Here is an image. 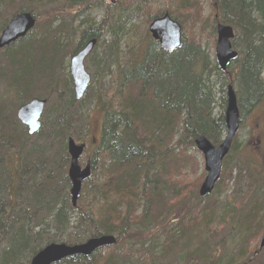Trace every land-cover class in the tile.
I'll return each mask as SVG.
<instances>
[{
  "label": "trees",
  "instance_id": "trees-1",
  "mask_svg": "<svg viewBox=\"0 0 264 264\" xmlns=\"http://www.w3.org/2000/svg\"><path fill=\"white\" fill-rule=\"evenodd\" d=\"M102 1L67 0L60 10L53 6L58 0H0V33L9 20L3 17L4 12L14 7L17 8L11 17L30 13L36 19L34 29L6 48L0 59V84L5 88L0 93V245L5 246L0 252V264H28L51 243L76 245L107 235L115 236L116 246L57 264H132L126 244L139 225L144 227V233L159 234L164 254L176 250L182 242L187 264H220L225 238L214 241L205 237L207 225L211 230L215 222L219 228L231 226L230 232L239 235L237 264H264V249L259 251L256 243L264 215V163L258 172L250 169L239 160L242 146L233 141L213 194L221 195L226 190L227 185L221 187L224 176L230 177L235 187L249 185L243 196L238 195L240 188H232L218 215L220 207L215 202L208 204V198L198 196L204 173L196 175L200 162L194 145L200 137L214 146L221 143L225 135V88L229 84H236L242 120L264 104V0H208L212 25L220 23L234 31L232 46L238 57L226 72L220 71L215 61L210 64V54L183 34L181 47L173 53L162 52L145 29L138 47L131 43L121 51L118 36L123 31L111 29L109 5H104L105 15L97 26L87 24V20L75 25L83 12ZM158 3L166 8L163 13L156 10ZM172 4L187 13L195 3L140 0L127 23L143 19L142 28L123 30L138 33L165 13L180 20L171 11ZM35 5L50 9L37 12ZM73 8L79 13L69 19L63 17L64 10ZM107 28L112 31L109 44L100 55L95 52L96 46L86 67L92 72V82L100 80L103 84L110 78L101 85L104 88H99L95 101L91 98L92 86L81 101H75L66 62L89 40L99 42ZM210 34L215 35V26ZM210 78L220 86L222 112L218 116L213 114L215 96ZM34 98L46 100L47 104L39 131L29 136L15 113ZM93 106L102 118L100 138L91 154V178L73 207L66 174V141L73 138L83 142L88 138L87 113ZM183 193L196 201L192 214L185 203L179 202ZM93 197L97 201H92ZM99 201L111 207L98 210ZM176 202L184 206L185 212L168 223L167 219L176 215ZM235 206L239 213L248 207L241 220L231 216ZM202 209L206 213L201 217ZM138 210L140 214L136 216ZM72 216L76 219L72 228L75 235L67 232L71 230ZM52 230L55 234L50 235Z\"/></svg>",
  "mask_w": 264,
  "mask_h": 264
},
{
  "label": "rangeland",
  "instance_id": "rangeland-1",
  "mask_svg": "<svg viewBox=\"0 0 264 264\" xmlns=\"http://www.w3.org/2000/svg\"><path fill=\"white\" fill-rule=\"evenodd\" d=\"M67 0H58L57 5H53L54 7H60V10H63L62 5H65ZM194 1V6L193 8L188 11L187 13L183 12V10H180L176 4H172L171 6V11L173 13H177L178 17L180 20L177 22L181 25L182 27V32L183 35L186 37L187 40H189L191 43H194L195 41L198 42L202 48V50L206 53H209L211 56L210 59V64H213L215 61L214 58V50H215V45H216V37L215 35L210 34L212 31V27L216 25H212L213 18H211V9L208 7V0H193ZM26 3V2H25ZM103 4L101 5H95L94 9H91L89 11L83 12L82 15L79 16L77 19L75 25H78L79 22L87 20V24L91 22V24L98 25V23L102 20V18L105 15L104 12V5H109L110 7V16L112 20V25L111 29L113 31H123L118 38H120V48L121 51H126L128 47L133 43V46L137 44V47L140 45L138 42L139 37L142 36V33L144 35V29L137 33L136 30L133 28L131 30L132 34H127L123 29L127 30L131 26H138L139 28H142V20H136L133 19L131 23H127V19L129 16L135 14L136 9L138 5L140 4V0H103ZM25 5V4H23ZM27 5V3H26ZM157 6V11L159 13H163L162 11L165 10L166 8H163V4L158 3L156 4ZM35 11H41L42 13H45V10H48L50 8H44L42 5L38 6L35 5L33 6ZM17 7H14L11 10L5 11L4 12V18H9L11 17V14L14 13L15 9ZM79 13V9L73 8V9H66L63 11L62 15L66 19L71 18L74 16L76 13ZM183 12V13H182ZM192 15V16H191ZM2 17V18H3ZM126 20V21H125ZM126 22V23H125ZM85 24L84 26H86ZM119 26V28H117ZM77 27V26H75ZM82 28V27H81ZM4 29V28H3ZM111 29L107 28L104 32L103 35L99 39V43L97 45V49L95 50L97 55H100L104 48L109 44V41L111 39L112 31ZM140 34V35H139ZM214 37V38H213ZM4 50L0 51V59L2 58V53ZM96 57V56H95ZM68 62V60H67ZM66 62V65H67ZM88 65V64H87ZM91 71L93 70L90 68ZM90 72V71H89ZM92 74V72H91ZM264 77V73H263ZM110 77H107L104 81L103 84H106L108 82ZM210 87L212 88V92L214 93L215 96V104L213 107V114L215 116H218L222 111L220 109V104L221 102L219 101V83L215 81V78H210ZM101 81H96L92 83V87L94 89V92L91 96L92 100L94 99V96L98 94L99 88L102 89L104 87H101ZM231 85V84H229ZM236 84H233V89L237 91V87L235 86ZM226 89V88H225ZM5 90L4 86L0 84V93H2ZM242 95H244V92H241ZM95 101V99H94ZM13 102V101H12ZM94 104V103H93ZM90 108V110L87 113V125H88V138L83 140V142H76V143H85L86 144V152L83 155V157L80 159V166L84 167L85 161L88 160V158L91 155V152H93L96 148V146L99 143V138H100V132H101V123H102V118L100 113L96 108ZM235 141H237V145L242 146V150L239 151V160L244 162L245 164H248L249 168L252 169L255 172H258L260 168L263 167L264 163V153H263V148H264V104L255 108L253 111L249 112V114L244 115L242 122H240V127L239 131L236 135ZM261 141V142H260ZM197 160L200 162L198 171L196 175L201 174V168H202V163H201V158L199 155L196 156ZM241 162V163H242ZM243 164V163H242ZM234 175V173L232 174ZM205 177V174L202 176V181ZM98 176L96 177V182L98 180ZM201 181V182H202ZM230 177L224 176V182L222 183L221 187L224 185L226 186V190L221 194H211L210 197H207L208 204L215 202L216 207L219 206L220 210L218 209L217 214L221 215L223 212V208L227 203V198H229L230 193L232 188H240L241 190L239 191L240 196H243V192L247 189L249 183H247V186L239 184L237 187H235L232 183H230ZM200 182V184H201ZM198 190V189H197ZM189 190H187L188 192ZM175 196V194H174ZM172 198V197H171ZM182 198V199H181ZM94 200L92 201H97V198L93 197ZM180 201L182 203H185L187 208L191 209V214H192V209L194 210L196 206V201L190 199L186 194H181ZM86 201V200H85ZM78 203V201H77ZM94 202H91V205ZM167 204V203H166ZM177 207H175L176 215L175 216H170L167 221L168 223L175 220V218L178 217L179 214L182 212H185L184 206L182 204L177 203ZM175 204V205H176ZM233 205V204H231ZM106 206V207H105ZM108 206V207H107ZM205 206V205H202ZM210 206V205H209ZM102 207L105 208H110L111 205L108 203H102L98 202L97 203V209H101ZM168 212H171V209L169 207ZM211 208V206H210ZM230 206L228 207V209ZM233 208V207H232ZM248 207H243L241 213L237 212L238 207L235 206V210L231 214V216L234 217V219L238 218V220H241L243 218L244 213ZM217 210V209H216ZM111 211L112 208H111ZM162 212V210L160 209ZM202 216L206 213V209H202ZM237 212V213H236ZM140 214V210L136 212V216ZM204 220V219H203ZM75 217L72 216L69 222L70 229L68 230V234L75 235L77 232L72 229L75 225ZM162 221V220H161ZM166 221V223H167ZM236 221V220H235ZM230 223V221H229ZM240 222L238 221V224ZM205 223L202 224V226ZM167 226V225H165ZM231 226L226 225L224 227L219 228V225L217 226V223H212L211 224V230H208V225H207V234L205 235L206 239L210 240H220L222 238H225V244L222 249V253L224 254L222 256V262L220 264H237L238 258L237 254L235 251V248L237 247L239 242V235L234 231L230 232ZM237 228V227H236ZM158 229H161L159 227ZM146 232L144 227L142 225L138 226V232L135 234H131V238L129 239L128 243L126 244V247L130 248L131 256L132 258V264H187L186 261V255L183 253L184 247L183 243L181 242L179 246L176 248V250H171L169 254H164L163 248L161 247V244L163 243L162 238H160L159 234L157 232H154V235H151L150 233H144ZM50 235L55 234V232L49 231ZM151 235V236H150ZM241 235H245L243 232ZM241 238V237H240ZM253 240V239H252ZM256 240V239H255ZM259 241L260 238L256 241L258 243L257 246H259ZM254 242V241H252ZM62 243V242H61ZM255 243V242H254ZM130 244V245H129ZM166 245V244H165ZM253 246V244H252ZM167 248L166 246H164ZM5 248L4 244L0 245V252ZM168 249V248H167ZM263 250V249H262ZM126 254V253H125ZM127 255V254H126ZM25 263V262H24Z\"/></svg>",
  "mask_w": 264,
  "mask_h": 264
},
{
  "label": "water",
  "instance_id": "water-1",
  "mask_svg": "<svg viewBox=\"0 0 264 264\" xmlns=\"http://www.w3.org/2000/svg\"><path fill=\"white\" fill-rule=\"evenodd\" d=\"M34 26L35 19L30 13H22L12 17L0 35V49L9 46L20 38H24ZM148 31L152 39L158 42L160 50L166 53H172L181 46V27L172 21L168 15L154 20L150 24ZM233 38V30L230 27L217 25L215 59L221 71H225L228 64L237 57L236 52L231 46ZM95 44L96 40L89 41L82 50L70 59L69 72L76 100L82 99L90 83V77L84 69L83 62L92 52ZM226 96L227 103L224 113L226 134L222 143L214 147L204 137H200L194 142L197 151L203 157L206 173L198 191L200 197H206L213 191L220 176L222 161L228 154L239 127L237 102L231 86L227 88ZM44 105L45 101L35 99L18 110L17 118L27 127L29 135H33L39 130L40 117ZM67 149L70 156L68 179L71 183V189L69 193L72 205L75 206L82 184L90 177V167L88 163L85 169L81 171L78 166V159L83 153L84 145H76L72 140H69ZM115 242V239L111 236H101L74 246L50 244L32 257L29 264H56L69 257H89L96 250L111 246ZM259 247L260 249L264 248V230Z\"/></svg>",
  "mask_w": 264,
  "mask_h": 264
},
{
  "label": "bare ground",
  "instance_id": "bare-ground-1",
  "mask_svg": "<svg viewBox=\"0 0 264 264\" xmlns=\"http://www.w3.org/2000/svg\"><path fill=\"white\" fill-rule=\"evenodd\" d=\"M218 24H220V23H217V24L215 25V29H216V27H217ZM223 26H227V25H223ZM227 27H230V26H227ZM215 37H216V35H215ZM67 71H68V70H67ZM225 92H226V90H225ZM34 99H37V98H34ZM34 99H33V100H34ZM17 110H18V109H17Z\"/></svg>",
  "mask_w": 264,
  "mask_h": 264
}]
</instances>
